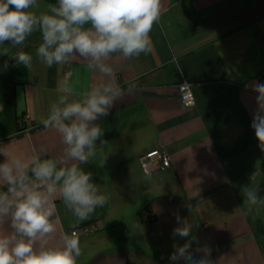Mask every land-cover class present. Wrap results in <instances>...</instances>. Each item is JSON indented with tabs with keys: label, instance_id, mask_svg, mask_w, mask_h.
I'll return each instance as SVG.
<instances>
[{
	"label": "crops",
	"instance_id": "0c3cea01",
	"mask_svg": "<svg viewBox=\"0 0 264 264\" xmlns=\"http://www.w3.org/2000/svg\"><path fill=\"white\" fill-rule=\"evenodd\" d=\"M38 3L39 14L56 0ZM161 5L151 52L109 61L124 95L96 122L108 142L104 162L97 155L80 165L108 203L80 222L57 197L49 243L92 225L95 232L78 237L77 264H170L173 244L186 242L172 236L178 213L198 225L192 250L207 245L214 264H264V207L249 210L241 193L252 184L264 196V151L251 128L257 95L251 86L264 83V0ZM40 42L37 32L21 46L33 57L30 67L0 55V144L25 156L43 148V158H55L62 139L41 123L50 104L65 80L79 97L102 78L79 57L48 67L36 56ZM184 82L192 85L195 107L181 101ZM156 148L169 152L171 167L146 175L139 158ZM9 230L0 223V233Z\"/></svg>",
	"mask_w": 264,
	"mask_h": 264
},
{
	"label": "clouds",
	"instance_id": "9594fccd",
	"mask_svg": "<svg viewBox=\"0 0 264 264\" xmlns=\"http://www.w3.org/2000/svg\"><path fill=\"white\" fill-rule=\"evenodd\" d=\"M38 7V0H0V55L30 67L33 57L21 46L38 32L41 42L36 56L48 67L79 57L102 79L79 97L65 80L61 94L50 104L41 123L60 135L64 148L58 157L43 158V148L28 156L12 154L7 145L0 144L4 157L0 163V223L7 221L10 229L0 233V264H77L81 247L74 231L63 234L57 245L49 243L57 231L55 200L58 197L80 222L108 203L92 173L80 165L97 155L104 162L108 142L96 122L108 116L124 95L109 61L114 54L128 59L151 52L150 32L160 19L162 5L161 0H56L39 14ZM14 48L19 50L10 55ZM2 67L7 69V60ZM251 88L257 94L251 128L264 151V83H253ZM241 193L249 210L264 207L260 186H242ZM175 216L178 226L172 236L186 242L173 244L170 264H214L207 245L192 250L193 242L199 243L193 234L198 225L178 213Z\"/></svg>",
	"mask_w": 264,
	"mask_h": 264
},
{
	"label": "built area",
	"instance_id": "2783aa9c",
	"mask_svg": "<svg viewBox=\"0 0 264 264\" xmlns=\"http://www.w3.org/2000/svg\"><path fill=\"white\" fill-rule=\"evenodd\" d=\"M180 98L183 105L187 108L196 106V100L192 91V85L184 82L179 85ZM28 118V116L26 117ZM139 164L146 175L153 174L156 171H165L171 167L172 159L169 152L164 148L153 149L139 158ZM96 228L92 225L84 226L81 230H72L77 237L86 236L95 232Z\"/></svg>",
	"mask_w": 264,
	"mask_h": 264
}]
</instances>
